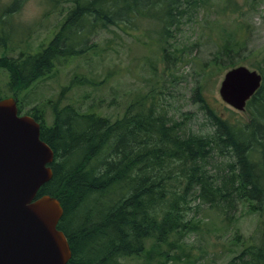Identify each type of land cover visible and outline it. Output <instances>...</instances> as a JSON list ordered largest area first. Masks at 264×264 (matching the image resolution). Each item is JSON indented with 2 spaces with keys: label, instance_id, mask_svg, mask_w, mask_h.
Returning a JSON list of instances; mask_svg holds the SVG:
<instances>
[{
  "label": "trees",
  "instance_id": "16d2710c",
  "mask_svg": "<svg viewBox=\"0 0 264 264\" xmlns=\"http://www.w3.org/2000/svg\"><path fill=\"white\" fill-rule=\"evenodd\" d=\"M12 1L0 8V48L11 27L9 19L20 6V0ZM46 1L51 9L62 1L70 6L39 50L0 56L10 92L29 88L56 66L83 55L90 36L100 30L132 34L143 27L141 37L149 42L147 34L155 29L158 41L165 44L172 38L171 29L191 22L207 0ZM163 54L169 56L164 49ZM259 72L262 85L246 104L245 123L220 118L207 105L201 88H192L191 103L210 124L207 135L191 134L187 113L182 127L152 104L129 106L110 120L71 104L60 106L58 100L49 107L48 124L41 110L27 111L40 126V139L53 152L52 178L36 197L49 195L60 202L63 215L57 228L71 249L67 264H119L146 252L147 240L153 241L154 251L167 246V251H157L160 264L188 255L170 239L175 237L176 242L197 229L196 221L188 219L195 199L197 208H213L220 220H232L239 205L260 216L257 233L240 237L225 264H264V70ZM17 105L20 112L19 101ZM213 156L231 161L225 177L220 178ZM147 253L150 260L152 249Z\"/></svg>",
  "mask_w": 264,
  "mask_h": 264
},
{
  "label": "rangeland",
  "instance_id": "374dc122",
  "mask_svg": "<svg viewBox=\"0 0 264 264\" xmlns=\"http://www.w3.org/2000/svg\"><path fill=\"white\" fill-rule=\"evenodd\" d=\"M12 2L0 0V8ZM19 4L18 11L9 19L11 27L0 56L17 57L39 50L52 38L70 6L62 1L52 10L46 0H20ZM142 28L132 34L116 28L93 33L83 55L56 66L48 76L26 89L10 92L8 74L0 68V98L15 95L22 115L37 108L45 115L46 124L49 107L58 100L60 106L71 104L80 112L94 111L110 120L120 117L129 106L152 104L178 119L182 127L187 113L191 134L200 136L211 129L200 107L191 103V90L198 85L207 105L220 118L248 122L249 113L230 107L218 90L232 65L264 70V0H207L191 22L171 29L172 38L165 44L158 41L155 29L147 34L149 42H143ZM163 49L169 52L167 58ZM212 158L220 178L225 177L227 163L231 161ZM198 202L193 200L188 216L196 221L197 229L185 232L176 242L175 237L170 239V244L180 243L188 255L179 254V258L164 264H225L236 252L234 243L240 237L255 235L261 226L260 216L250 213L240 202L236 203L239 206L232 220L225 221L217 217L213 208H197ZM152 242L146 241V252L121 259L119 264H160L162 257L157 251L165 252L167 246L161 245L154 251ZM147 248L152 249L150 260ZM170 250L178 252V248Z\"/></svg>",
  "mask_w": 264,
  "mask_h": 264
},
{
  "label": "water",
  "instance_id": "95a60500",
  "mask_svg": "<svg viewBox=\"0 0 264 264\" xmlns=\"http://www.w3.org/2000/svg\"><path fill=\"white\" fill-rule=\"evenodd\" d=\"M261 75L243 66L224 74L221 99L243 111L259 89ZM39 124L18 114L16 100L0 99V264H66L71 252L56 228L63 209L57 199L37 190L50 180V147Z\"/></svg>",
  "mask_w": 264,
  "mask_h": 264
}]
</instances>
